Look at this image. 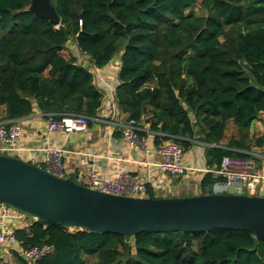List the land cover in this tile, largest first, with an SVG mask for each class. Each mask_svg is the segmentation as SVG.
Instances as JSON below:
<instances>
[{
  "label": "trees",
  "instance_id": "1",
  "mask_svg": "<svg viewBox=\"0 0 264 264\" xmlns=\"http://www.w3.org/2000/svg\"><path fill=\"white\" fill-rule=\"evenodd\" d=\"M53 25L27 9L30 0H0V107L14 120L34 106L45 118L95 117L103 93L77 62L71 43L93 65L120 52L114 99L142 139L172 141L188 150L205 143L201 190L223 177V156L256 159L250 134L264 111V0H50ZM198 5L197 15L188 10ZM1 118V116H0ZM236 133L222 142L227 121ZM147 125V128H145ZM148 130V131H147ZM145 194L157 197L149 185ZM23 247L50 245L32 264H264V241L246 230L140 232L126 240L31 218L16 228ZM15 254L16 264H30Z\"/></svg>",
  "mask_w": 264,
  "mask_h": 264
},
{
  "label": "water",
  "instance_id": "2",
  "mask_svg": "<svg viewBox=\"0 0 264 264\" xmlns=\"http://www.w3.org/2000/svg\"><path fill=\"white\" fill-rule=\"evenodd\" d=\"M27 9L58 25L50 0H30ZM0 203L37 224H59L93 232H114L126 240L140 232L246 230L264 241V195L240 188L200 190L182 196H132L89 187L75 172L65 176L0 153Z\"/></svg>",
  "mask_w": 264,
  "mask_h": 264
},
{
  "label": "crops",
  "instance_id": "3",
  "mask_svg": "<svg viewBox=\"0 0 264 264\" xmlns=\"http://www.w3.org/2000/svg\"><path fill=\"white\" fill-rule=\"evenodd\" d=\"M70 46L77 62L91 71L93 82L103 93V103L96 116L90 119L85 131L70 134L49 131L47 118L34 106L28 115L14 119L22 127L21 145L30 148V150H21L18 157L33 164H40L44 158L41 148L61 147L65 150L61 159V167L50 171L61 176L75 172L77 180L81 183L86 180L83 176L84 169L90 166L97 175L102 177L115 178L119 172L126 173L136 181L149 185L156 196H182L198 193L201 190L200 179L203 175V172L198 169L206 167L205 143L196 139L188 150L183 151L184 162L190 167L189 171L183 175H168L162 172L156 166L159 160L157 153L159 145H154L151 132L147 130L148 135L141 139L143 146L140 149L131 146L123 137L122 130L127 121L126 114L118 108L114 99L120 52H117L107 64L97 67L87 55L78 52L74 42ZM0 116V122L11 121L4 118V106L0 107ZM263 132L264 121L258 118L251 122V135L257 136ZM235 133L234 119L231 118L227 121L222 142H226ZM249 154L256 158L252 160L264 174V145L252 146ZM220 183L221 181L216 182L212 189L221 191L218 187ZM161 192H166V194H159ZM247 193L264 195V179L255 184L253 192ZM30 220L28 219L29 222ZM5 224L8 227L14 225L10 222H5ZM15 252L19 254V247L15 245L6 246L0 251L9 264H16Z\"/></svg>",
  "mask_w": 264,
  "mask_h": 264
},
{
  "label": "built area",
  "instance_id": "4",
  "mask_svg": "<svg viewBox=\"0 0 264 264\" xmlns=\"http://www.w3.org/2000/svg\"><path fill=\"white\" fill-rule=\"evenodd\" d=\"M258 118L264 121V111L259 112ZM88 120L87 116L77 113L65 114L58 120L49 116L47 118L48 130L64 134L83 132L87 129ZM135 128L132 121H126L123 125L122 134L131 146L140 149L143 143L141 139L134 135L133 130ZM21 132V124L15 120L6 123L0 122V153L18 156L21 150H30V148L21 145ZM40 150L44 153V158L37 165L49 171L61 167L62 155L65 152L63 148L45 146ZM157 153L159 160L156 166L162 172L168 175H183L190 170V167L184 162L183 149L180 145L172 141H164L157 147ZM198 170L204 173L210 169L204 167ZM213 172L223 177L218 186L221 191H226L229 187H236L246 193L253 192L255 184L264 179V174L257 164L252 159L245 157L225 155ZM83 176L86 178L84 184L94 189L115 194L146 196L145 185L123 172H119L115 178H108L97 175L92 167L86 166ZM213 190L216 191L214 188ZM28 219H31V217L24 212L0 203V251L6 246L15 245L19 247L20 257L32 264L42 255L50 252L52 246L45 244L42 246L23 247L21 245L20 241L15 237L14 230L26 227L29 224ZM5 222H10L14 225L8 227ZM0 264H9L1 253Z\"/></svg>",
  "mask_w": 264,
  "mask_h": 264
},
{
  "label": "rangeland",
  "instance_id": "5",
  "mask_svg": "<svg viewBox=\"0 0 264 264\" xmlns=\"http://www.w3.org/2000/svg\"><path fill=\"white\" fill-rule=\"evenodd\" d=\"M188 10L194 12L197 15H204L205 14V11L203 9H201L198 5H194V6L190 7ZM253 122H254V120H253ZM159 194H166V192H161ZM181 194H183V193H181ZM94 260H95L94 256H87L86 257V264H89V263L93 262Z\"/></svg>",
  "mask_w": 264,
  "mask_h": 264
}]
</instances>
